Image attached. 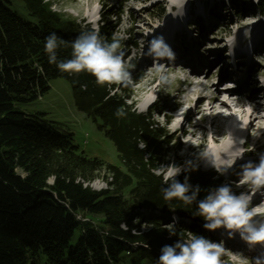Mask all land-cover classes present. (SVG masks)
<instances>
[{
    "label": "trees",
    "instance_id": "1",
    "mask_svg": "<svg viewBox=\"0 0 264 264\" xmlns=\"http://www.w3.org/2000/svg\"><path fill=\"white\" fill-rule=\"evenodd\" d=\"M21 2L34 21L23 20L0 0V264H123L125 258L157 264L164 244L188 232L209 238L201 230L203 218L193 215L195 202L164 199L168 185L155 173L168 165L165 146L176 137H167L149 113L126 104L131 87L119 94L115 85L99 86L87 72L64 73L49 63L47 36L54 32L71 42L91 29L53 11L48 0ZM257 9L264 16V0H257ZM100 33L111 41L105 28ZM56 56L71 58V48H58ZM54 78L68 81L76 109L111 141L120 167L89 158L69 135L59 136L20 110L45 95ZM117 109L125 114L117 117ZM102 171L108 189L85 185ZM184 175L190 176L189 195L200 186L197 201L223 184L217 173L199 167L176 179L183 183ZM90 216L102 220L97 218V225ZM173 216L179 222L177 236L170 238L163 223L172 225ZM145 223L149 229L141 232Z\"/></svg>",
    "mask_w": 264,
    "mask_h": 264
},
{
    "label": "rangeland",
    "instance_id": "2",
    "mask_svg": "<svg viewBox=\"0 0 264 264\" xmlns=\"http://www.w3.org/2000/svg\"><path fill=\"white\" fill-rule=\"evenodd\" d=\"M6 1L9 3V8L16 12L20 18L27 22L34 21L28 15L21 0ZM48 1L51 3L53 11L72 18L81 27L91 30H93L94 26L99 29L103 27L111 34V38L113 36L125 37L121 41L125 54L127 55L132 51L137 54L135 64L130 69L133 84L129 85L131 91L125 94V96H129L126 104H131L138 113H149L153 124L163 129L167 133V137H176V140H170L167 147L163 145V147L165 146L164 151L168 164L173 160L178 165L184 164L186 160H196L202 171L217 173L215 168H204L201 154L205 150L216 147L215 143L212 142L214 139H219L222 142L226 140L222 138L223 124L226 121L228 122L227 126L230 128L231 125L232 127L231 135L238 134L240 136L239 139L244 140V143L253 141L256 130H260L261 133L259 150L244 156L236 164H244L249 160L254 162L258 160L259 154L264 153V117H261V115L257 117L248 134L246 132V118L236 116L227 120L228 117H219L213 123H209L205 119L203 124L196 128V135H194L192 140L191 148L187 152H185V148H180V151L177 152V140L179 139L183 144L187 141L186 137H184L186 128L184 124H182L180 129L173 122L166 124L162 114H160L161 111L171 108L175 115L181 117L185 110H190L192 114H197V109L201 112L206 108V103L203 99H197L199 94L197 89L192 92L191 90L194 87L187 90L182 85L185 80L189 83L193 82L192 72L185 70L183 72L168 73L170 84L162 86L156 73L146 77L141 75V70L144 71L147 65L152 64V57L150 58L144 54L148 50V44H142V41L144 38L153 37L142 26L144 24H152L153 27H158L164 20L170 18V5L175 2L178 3L180 0H166L167 3L163 5H160V3L164 0H126V3H124L125 0ZM193 1L195 4L193 8H189L187 3L179 6L180 11L177 16L181 18V22L167 28L169 34L164 39L165 43L175 53L180 54L184 50L185 55L187 54L190 58L193 57L201 62V67L205 69V76L199 77L201 81L198 86L205 89L204 96L208 92L207 87H214L230 74L243 80L247 77L250 80L247 84L250 88L246 87V85L242 89L245 93L243 96L244 105L249 106L251 104L249 108H262L264 110V95L259 94L263 96V99H259L260 101L254 104L257 97H260L256 95L262 92V87H264V16L257 9V0ZM229 3L231 5L230 9L227 8ZM223 9L226 11L225 13ZM221 23L223 24L221 25ZM219 25L221 27L226 26V29L223 31L222 28L217 29ZM225 44H234V46L232 49H223ZM239 44L243 46L242 53L236 54ZM257 52L261 55L260 59L255 56ZM129 57L126 59L129 60L131 58ZM218 64L220 65L217 66ZM251 75H255L257 82L251 81ZM49 86L50 90L45 95L29 105L22 106L20 110L26 115L34 116L41 124L51 127L59 136L69 135L79 150L83 151L89 158H95L106 164L120 167L121 162L111 141L105 137L103 131L97 128L95 123L76 109L68 81L63 78H54L49 82ZM115 86L120 94L124 86ZM140 88L141 91H138ZM181 93H183V96L179 98ZM178 98L180 103L186 101L185 107L175 106ZM260 102L261 105H259ZM151 109L158 111L151 113ZM206 109L207 113H209V109ZM223 112H227V110H223ZM201 139L205 140V144L202 146L199 145ZM227 141L229 140L227 139ZM238 147H241V145L239 144ZM251 148L249 151H251ZM182 149L184 150L183 155L180 154ZM240 171L239 166L236 171L227 170L226 175L217 174L222 178L223 184L228 183L227 181H232L235 186L233 191H236L241 187L237 186L239 177L236 175ZM234 175L235 180L232 179ZM102 177L103 171L100 172V175L94 181L85 185L95 191L108 189L109 187ZM241 191H245V189ZM256 202L257 200H255ZM90 217H96L94 221L97 225L99 224L97 218L99 222L102 220L101 216ZM171 222L172 224L174 223V217ZM178 222L179 219L175 218L174 225L177 227ZM184 222L188 226L187 221ZM169 225L171 224L168 221L163 223L164 228H168ZM148 229V224H141V232H145ZM201 230L213 241L224 240L225 247L228 250H230L228 247L235 242L228 239L223 231L210 232L203 227H201ZM222 233L224 234L222 235ZM78 235L77 230L70 240L71 245L76 242ZM237 241L242 243L240 237ZM243 245L246 246L247 250L242 246H236L233 253L242 252L245 256H256L252 253L250 254L244 242ZM224 259L225 264H232L228 256H225ZM123 264L146 263L144 261H133L132 258H125Z\"/></svg>",
    "mask_w": 264,
    "mask_h": 264
},
{
    "label": "clouds",
    "instance_id": "3",
    "mask_svg": "<svg viewBox=\"0 0 264 264\" xmlns=\"http://www.w3.org/2000/svg\"><path fill=\"white\" fill-rule=\"evenodd\" d=\"M123 36H113L111 41L104 38L98 27L91 31L82 32L75 40L69 42L59 38L56 33L46 37L45 52L50 64H55L64 73L91 74L99 86L122 85L128 87L133 84L130 69L133 65L125 59L121 41ZM71 48V58L57 60L58 48ZM145 55L154 61H174L176 56L165 43L163 36H153L148 41V50ZM156 74L160 85L170 84V76L164 64L155 65ZM117 117L125 113L117 109ZM240 145L244 140L239 141ZM145 147V145H141ZM249 151L245 147H235L226 158L213 161L215 170L220 175H226L238 160L243 159ZM184 150H181L183 155ZM206 156L207 153H202ZM198 164L193 160H186L184 164H176L173 160L168 165H161L156 170V175L162 176L164 184L162 189L164 199L171 201L177 199L185 205L196 203L194 216L203 218L202 227L210 232L223 229L228 239H234L238 234L247 245L249 252L257 246L264 248V201L253 205V198L259 193L264 196V153L259 154V162L249 160L240 165L241 171L236 173L239 177L237 186H246L247 191L239 193L233 191L232 184L224 183L217 188H210L207 194L197 201L201 192L200 186H195V191L189 195L192 185L190 176L184 175L183 183L176 178L182 173H191L198 170ZM175 223V218H174ZM174 223L168 226L169 237L177 236ZM222 233V235L224 234ZM228 256L232 264H264V253L256 256H245L242 252L233 253L225 247L224 240L213 241L203 235L187 233L186 237H178L171 244H164L160 248L157 264H225L223 257Z\"/></svg>",
    "mask_w": 264,
    "mask_h": 264
},
{
    "label": "bare ground",
    "instance_id": "4",
    "mask_svg": "<svg viewBox=\"0 0 264 264\" xmlns=\"http://www.w3.org/2000/svg\"><path fill=\"white\" fill-rule=\"evenodd\" d=\"M167 3L166 0L162 1L160 3V5L162 4H165ZM187 3L189 8H193L195 6L194 4V1L193 0H180L178 3H172L169 7V16L170 18L168 20H164L158 27H153L152 24H144L142 27L145 28V30H147L148 34H151L152 36H163V38H167L169 32L167 31V28L169 26H172V25H175V24H178L181 22V18L179 16H177L179 14V6H182L183 4ZM142 30V29H140ZM150 38H153V37H148V38H144L143 41H142V44H148V41ZM214 41V40H213ZM234 46V44H225L223 49H232ZM243 49V46L242 44H239L238 45V48L236 49V54L238 53H242L241 50ZM192 78H195V76H192ZM245 81H246V84L249 83V78L245 77ZM259 85V84H258ZM190 87H193V84L190 83ZM208 89V92H207V95L209 94H214V90H215V86L214 87H207ZM243 89V88H242ZM204 96L202 93L198 94L197 96V99H203ZM212 102V101H211ZM209 103L207 105L208 109L211 107L212 103ZM250 103V102H248ZM250 106V104H249ZM225 106H222V109H225L223 108ZM222 109L221 111H219L218 113V117H221L220 114L222 113ZM259 109L262 110V108H257V109H254V108H249L247 111L245 110H241L239 109V111L236 113L233 114V112H229L228 113V116H222V118H227V120L233 118V117H236V116H239L240 118H246L247 119V123H246V132L247 134L249 133V130L250 128L252 127L253 123L256 121L257 119V116L264 113V111H260ZM227 121L226 123L223 124V131H222V138L226 139L224 142L220 141L219 139H214L212 142L215 143L216 147L213 148V149H210V150H205L204 153H207L206 156H203V160H202V165L204 166V168H215L213 166V161L214 160H218V159H221V158H226L228 153H230L231 149L234 148V147H238L239 146V135L236 134L234 136L231 135V125H230V128L229 126H227ZM198 127V125L196 126V128ZM194 136L191 137V139L189 138L188 142L190 144L189 148H191V145H192V140H193ZM227 139L229 141H227ZM187 140V139H186ZM259 150V148L257 149ZM259 162V158L258 160L254 161V163H258ZM241 164H236L233 169H231V171H236L239 169V166ZM247 190V188H245V191ZM261 201V200H260ZM261 202H259L258 204L256 205H259ZM219 232L223 231V229H219L217 230ZM226 234V233H225ZM231 240H234L235 242L233 244H231L228 248L232 251V252H235V247L236 246H242L244 247V249H246V246L243 245V243H239V235L237 234L235 236L234 239H231ZM264 252V248L260 247V246H257L256 249L254 250V255H260L261 253Z\"/></svg>",
    "mask_w": 264,
    "mask_h": 264
},
{
    "label": "water",
    "instance_id": "5",
    "mask_svg": "<svg viewBox=\"0 0 264 264\" xmlns=\"http://www.w3.org/2000/svg\"><path fill=\"white\" fill-rule=\"evenodd\" d=\"M221 64V63H220ZM220 64H218L217 66H219Z\"/></svg>",
    "mask_w": 264,
    "mask_h": 264
}]
</instances>
